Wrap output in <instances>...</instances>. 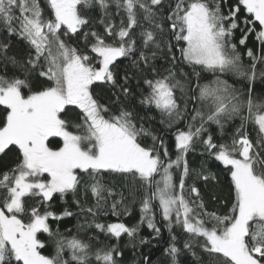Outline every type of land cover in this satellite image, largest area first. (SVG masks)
<instances>
[{
    "label": "snow or ice",
    "instance_id": "obj_1",
    "mask_svg": "<svg viewBox=\"0 0 264 264\" xmlns=\"http://www.w3.org/2000/svg\"><path fill=\"white\" fill-rule=\"evenodd\" d=\"M126 252L264 264V0H0V264Z\"/></svg>",
    "mask_w": 264,
    "mask_h": 264
},
{
    "label": "trees",
    "instance_id": "obj_2",
    "mask_svg": "<svg viewBox=\"0 0 264 264\" xmlns=\"http://www.w3.org/2000/svg\"><path fill=\"white\" fill-rule=\"evenodd\" d=\"M239 35H240V33L237 32V33H236L237 38L239 37ZM254 44H255V36L252 35V36H250V38H249V41H248V47H252ZM243 51H245V50H244L243 48H241V52H243ZM246 59H247V58L245 57V60H246ZM214 130H215V129H214ZM52 146L55 147L56 144H53ZM206 199H207V197H206ZM68 203L71 204V198H69ZM53 207H54L56 210L59 211V210L62 209L63 205H62L59 201H57V202L53 205ZM215 207H217V206H216L213 202H209V209H213V208H215ZM111 219L114 220L115 218H111ZM138 219H139V211H138V209H136V210L133 212V215H132V216L125 218V222H126L127 224H129V225H132V224H135V223L138 221ZM75 223H76V221H75L74 219H67V220H65V221H63V222L60 223V225H59L60 230L63 232L66 228H72L73 231H74V230H75V229H74V225H75ZM53 227L55 228L56 225L53 224ZM142 235H144V236H148V235H149L148 230H147L146 227L142 229ZM167 235H168V234H167V232L165 231V233H164V237H165V239H167ZM41 238H42V239H47V237H46V236H43V235L41 236ZM163 247H164V244H163V242H161V244H160V246H159L158 248H154V249H153V251H154V253H155V255H154V257H153L154 260L157 259L158 257H159L161 260L164 259V258H163V254H162V249H163ZM145 251H147V248L145 249ZM51 252H52V248H51V246H49L47 249L44 250V254H45V255L51 254ZM124 259H125V261L127 262V264H132L133 257H132V255H131V252H126V253H125V257H124Z\"/></svg>",
    "mask_w": 264,
    "mask_h": 264
}]
</instances>
